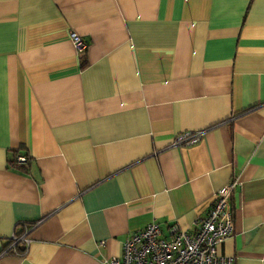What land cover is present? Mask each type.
Segmentation results:
<instances>
[{
  "label": "crops",
  "instance_id": "crops-1",
  "mask_svg": "<svg viewBox=\"0 0 264 264\" xmlns=\"http://www.w3.org/2000/svg\"><path fill=\"white\" fill-rule=\"evenodd\" d=\"M231 180L217 254L264 264V0H0V264H107Z\"/></svg>",
  "mask_w": 264,
  "mask_h": 264
},
{
  "label": "built area",
  "instance_id": "built-area-1",
  "mask_svg": "<svg viewBox=\"0 0 264 264\" xmlns=\"http://www.w3.org/2000/svg\"><path fill=\"white\" fill-rule=\"evenodd\" d=\"M70 39L81 55L88 44L71 32ZM204 132L184 133L176 136L174 147L193 146L203 140ZM29 159L24 154L16 156L15 165L20 169L28 167ZM238 187L237 180H231L215 195L207 215L196 222L195 230L187 233L175 225L169 230V238L162 235L157 222L128 236L120 257L111 258L107 264H234V259L217 254V246L233 237L235 215L233 196ZM28 246L26 234L13 235L2 257L17 255L16 246Z\"/></svg>",
  "mask_w": 264,
  "mask_h": 264
},
{
  "label": "trees",
  "instance_id": "trees-1",
  "mask_svg": "<svg viewBox=\"0 0 264 264\" xmlns=\"http://www.w3.org/2000/svg\"><path fill=\"white\" fill-rule=\"evenodd\" d=\"M85 67H86V63L83 61V62H82V66H81V68L84 69ZM28 164H29V163H28ZM22 170H27V168L22 169ZM17 236H20V234L17 235ZM19 246H20V245L18 244V245L16 246V249H18ZM17 251H18V250H17Z\"/></svg>",
  "mask_w": 264,
  "mask_h": 264
}]
</instances>
